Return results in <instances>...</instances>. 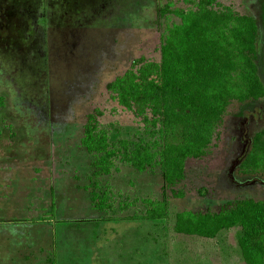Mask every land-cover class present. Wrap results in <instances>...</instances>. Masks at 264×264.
Here are the masks:
<instances>
[{
	"label": "rangeland",
	"instance_id": "374dc122",
	"mask_svg": "<svg viewBox=\"0 0 264 264\" xmlns=\"http://www.w3.org/2000/svg\"><path fill=\"white\" fill-rule=\"evenodd\" d=\"M198 2L0 0V264H245L239 229L215 238L181 234L176 214L264 199V172L240 168L264 129V99L232 101L207 155L187 161L176 186L185 197L164 187L158 157L143 171L120 160L158 154V134L108 84L138 72V60L160 63L163 35L181 22L161 10ZM224 6L258 19L264 82V0L214 7ZM90 116L117 148L112 173L95 180L97 155L81 142ZM164 194L165 216L142 218V200L161 204ZM100 196L110 209L98 210Z\"/></svg>",
	"mask_w": 264,
	"mask_h": 264
},
{
	"label": "trees",
	"instance_id": "16d2710c",
	"mask_svg": "<svg viewBox=\"0 0 264 264\" xmlns=\"http://www.w3.org/2000/svg\"><path fill=\"white\" fill-rule=\"evenodd\" d=\"M215 3L217 0H199L195 8L164 7L162 15L174 14L181 22L168 27L163 35L160 63L138 60V72L130 70L108 84L113 98L135 111L146 128L158 134V154L120 160L143 171L158 157L164 187L176 198L185 197L176 186L187 177V161L207 155L232 101L264 99L258 64V19L232 7L216 9ZM99 129L97 116H90L81 141L97 155L92 162L93 180L112 173L117 161V148L110 149L108 136ZM240 168L245 173L264 172V129L253 136ZM100 199L98 210L106 209L107 203V208L112 207L107 202L110 199ZM142 201L147 206L142 218L165 216V194L161 204L149 198ZM55 203L53 199V207ZM156 204L159 207H154ZM231 228L239 229L244 263L264 264V199L228 201L216 212L184 210L176 214L175 229L181 234L215 238Z\"/></svg>",
	"mask_w": 264,
	"mask_h": 264
},
{
	"label": "crops",
	"instance_id": "0c3cea01",
	"mask_svg": "<svg viewBox=\"0 0 264 264\" xmlns=\"http://www.w3.org/2000/svg\"><path fill=\"white\" fill-rule=\"evenodd\" d=\"M51 189L53 188L52 186L50 187ZM32 241V240H31ZM36 241H32V244L33 245H36V243H35ZM30 244H31V242H30ZM36 257V256H35Z\"/></svg>",
	"mask_w": 264,
	"mask_h": 264
}]
</instances>
